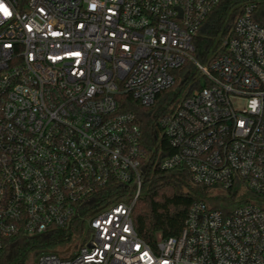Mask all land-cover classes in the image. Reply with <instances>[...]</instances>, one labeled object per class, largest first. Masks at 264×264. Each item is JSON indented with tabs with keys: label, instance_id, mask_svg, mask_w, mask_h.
Returning <instances> with one entry per match:
<instances>
[{
	"label": "built area",
	"instance_id": "obj_1",
	"mask_svg": "<svg viewBox=\"0 0 264 264\" xmlns=\"http://www.w3.org/2000/svg\"><path fill=\"white\" fill-rule=\"evenodd\" d=\"M220 2L0 0V252L82 219L33 263L264 264V26L247 4L200 61L193 39ZM186 63L189 94L160 119L174 151H146L120 98L152 105ZM149 164L252 195L230 212L194 201L179 235L149 243L133 220Z\"/></svg>",
	"mask_w": 264,
	"mask_h": 264
},
{
	"label": "trees",
	"instance_id": "obj_2",
	"mask_svg": "<svg viewBox=\"0 0 264 264\" xmlns=\"http://www.w3.org/2000/svg\"><path fill=\"white\" fill-rule=\"evenodd\" d=\"M249 3L256 4L252 12L253 20L264 26V0H221L208 14L193 39L194 55L200 61L205 63L214 55L223 52L222 43L232 34L236 16ZM189 65L186 63L177 72V76L184 78L186 74L195 75V70L189 71ZM182 81L176 80L173 86L159 92L155 102L150 106L142 105L132 95L120 98L121 110L133 111L136 114L137 123L141 128L142 147L146 151L161 150L164 154H171L174 151L162 133L160 119L172 112L181 98L189 94L187 80ZM209 193L208 187L194 184L186 170H164L154 164L147 165L143 176L142 194L133 208V220L138 233L149 243H155L159 232L164 237L177 236L181 233L194 201L202 200L209 205L212 204L214 208L230 212L234 207L249 201L247 197L252 195L249 191L240 194L237 188L225 191L218 198L209 196ZM111 201L102 199L95 204ZM85 228V221L76 219L72 226L47 234L8 240L0 252V264H34L33 259L38 254L50 250H63L71 243H75Z\"/></svg>",
	"mask_w": 264,
	"mask_h": 264
},
{
	"label": "rangeland",
	"instance_id": "obj_3",
	"mask_svg": "<svg viewBox=\"0 0 264 264\" xmlns=\"http://www.w3.org/2000/svg\"><path fill=\"white\" fill-rule=\"evenodd\" d=\"M225 40V39H224ZM192 67V66H191ZM194 67V66H193ZM200 76L199 73H197L196 77ZM183 79V76H177V81H181ZM191 87V83L187 86L188 89H190ZM209 196L211 197H220L222 196V194H224V191L220 190V189H209ZM212 205V204H211ZM30 263H32L30 260H29Z\"/></svg>",
	"mask_w": 264,
	"mask_h": 264
},
{
	"label": "snow or ice",
	"instance_id": "obj_4",
	"mask_svg": "<svg viewBox=\"0 0 264 264\" xmlns=\"http://www.w3.org/2000/svg\"><path fill=\"white\" fill-rule=\"evenodd\" d=\"M7 14V13H6Z\"/></svg>",
	"mask_w": 264,
	"mask_h": 264
}]
</instances>
